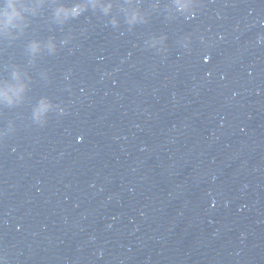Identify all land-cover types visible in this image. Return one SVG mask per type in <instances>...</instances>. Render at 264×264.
<instances>
[{
	"label": "water",
	"instance_id": "obj_1",
	"mask_svg": "<svg viewBox=\"0 0 264 264\" xmlns=\"http://www.w3.org/2000/svg\"><path fill=\"white\" fill-rule=\"evenodd\" d=\"M55 2L0 35V77L31 76L0 104L3 264H264V0H138L131 30Z\"/></svg>",
	"mask_w": 264,
	"mask_h": 264
},
{
	"label": "clouds",
	"instance_id": "obj_2",
	"mask_svg": "<svg viewBox=\"0 0 264 264\" xmlns=\"http://www.w3.org/2000/svg\"><path fill=\"white\" fill-rule=\"evenodd\" d=\"M43 4L44 0H0V35L11 36L13 35V29L23 31L27 24V15L36 14L41 10ZM150 7L155 9L159 7V4L157 2L150 5ZM164 7L167 9L174 8L177 12L183 13L191 10L194 5L192 0H173V4H166ZM89 9L108 16L114 27L119 25V17L122 14L129 30L133 25L146 22L148 17L147 12L141 8L138 0H123V2H117V0H56L51 5L50 16L54 22L63 24L68 20L80 17ZM70 39V35L59 41H57L55 35H49L46 39H30L26 44L30 62L45 52L49 55L54 54L57 51L58 44L62 46ZM260 39L258 37V42ZM165 40L166 36L160 35L159 37H153L151 43L152 45L157 42L163 44ZM41 76L47 78V72L42 71ZM30 80L31 76L26 70L19 65H13L8 76L0 77V104L14 105L18 103L28 90ZM52 107V101L46 96H41L33 106V119L43 123ZM0 264H3L2 260H0Z\"/></svg>",
	"mask_w": 264,
	"mask_h": 264
}]
</instances>
